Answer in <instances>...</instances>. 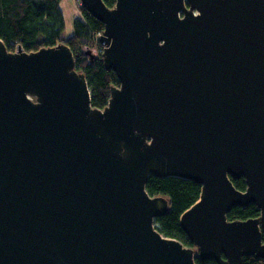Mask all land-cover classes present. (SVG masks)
Listing matches in <instances>:
<instances>
[{
  "label": "water",
  "instance_id": "obj_1",
  "mask_svg": "<svg viewBox=\"0 0 264 264\" xmlns=\"http://www.w3.org/2000/svg\"><path fill=\"white\" fill-rule=\"evenodd\" d=\"M80 1L120 81L104 109L70 47L0 39V264L264 259V0ZM150 176L201 186L180 218L196 250L156 230Z\"/></svg>",
  "mask_w": 264,
  "mask_h": 264
},
{
  "label": "trees",
  "instance_id": "obj_2",
  "mask_svg": "<svg viewBox=\"0 0 264 264\" xmlns=\"http://www.w3.org/2000/svg\"><path fill=\"white\" fill-rule=\"evenodd\" d=\"M103 1L112 8L117 0ZM60 3L61 0H0V39L9 51H15L19 45L28 53L59 44L70 47L76 69L86 76L93 107L104 109L110 100L111 87L120 84L115 72L107 70L101 58L95 55L92 58L93 35L103 32L104 24L82 5L80 11L84 20L75 19L73 34L67 37L64 35L65 20ZM232 181L237 190H246L244 178ZM146 188L152 197H164L168 200V213L156 220V230L163 236L177 239L185 247L196 250L182 230L180 218L199 201L201 186L192 180L179 177L150 176ZM259 216L260 210L255 204L235 207L227 215L229 221L248 220ZM195 262L217 264L214 260H201L198 256H195ZM241 264H264V259L245 256Z\"/></svg>",
  "mask_w": 264,
  "mask_h": 264
},
{
  "label": "rangeland",
  "instance_id": "obj_3",
  "mask_svg": "<svg viewBox=\"0 0 264 264\" xmlns=\"http://www.w3.org/2000/svg\"><path fill=\"white\" fill-rule=\"evenodd\" d=\"M60 6L65 20L64 35L69 37L73 34L75 19L84 20L80 11L82 3L80 0H61ZM100 33L102 32L93 35L91 43L93 42V54L103 60L102 54L99 52V50L104 47L103 43L100 41Z\"/></svg>",
  "mask_w": 264,
  "mask_h": 264
},
{
  "label": "built area",
  "instance_id": "obj_4",
  "mask_svg": "<svg viewBox=\"0 0 264 264\" xmlns=\"http://www.w3.org/2000/svg\"><path fill=\"white\" fill-rule=\"evenodd\" d=\"M100 35H102V34L100 33V34H99V37H101ZM103 50H104V47L101 48V49L99 50V52L102 54V53H103Z\"/></svg>",
  "mask_w": 264,
  "mask_h": 264
},
{
  "label": "bare ground",
  "instance_id": "obj_5",
  "mask_svg": "<svg viewBox=\"0 0 264 264\" xmlns=\"http://www.w3.org/2000/svg\"><path fill=\"white\" fill-rule=\"evenodd\" d=\"M102 34V33H101ZM102 36H103V34H102ZM103 46H104V44H103ZM104 48H105V46H104ZM103 53H104V50H103ZM102 57H103V55H102Z\"/></svg>",
  "mask_w": 264,
  "mask_h": 264
}]
</instances>
